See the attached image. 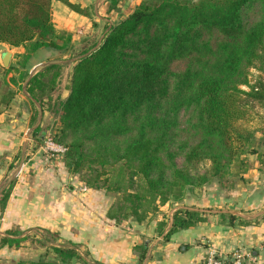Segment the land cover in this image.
<instances>
[{
  "label": "trees",
  "instance_id": "trees-1",
  "mask_svg": "<svg viewBox=\"0 0 264 264\" xmlns=\"http://www.w3.org/2000/svg\"><path fill=\"white\" fill-rule=\"evenodd\" d=\"M61 1L86 16L95 15L70 0ZM122 1H103V37L71 57L75 59L65 85L68 93L58 108H47L44 97L57 88L63 63L50 60L26 88L32 101L57 116L54 138L67 147L63 158L69 171L80 174L86 188L117 196L108 217L141 222L161 206L181 201L189 186L230 173L244 179L247 153L261 159L252 123L259 118L257 128L264 135V113L259 111L264 110V77L252 78L251 68L264 59V0H142L115 21ZM215 34L219 40H214ZM2 43L26 49L18 55L19 66L8 68L16 72L27 68L40 49L67 54L74 45L71 35L58 30L52 20V0H0ZM184 59V70H171ZM28 75L19 72L18 79L24 82ZM32 105L35 122L38 110ZM182 112L189 114L194 141L175 139L173 128ZM44 130L38 126L32 137L42 142ZM232 166L235 171H230ZM14 183L0 195V212ZM221 218L231 224L252 222L228 213ZM205 219L200 210L176 209L165 238ZM159 225L162 232L167 223ZM21 234L6 231L0 235V248L19 244ZM54 250L63 261L77 257L91 264L74 243Z\"/></svg>",
  "mask_w": 264,
  "mask_h": 264
},
{
  "label": "crops",
  "instance_id": "crops-1",
  "mask_svg": "<svg viewBox=\"0 0 264 264\" xmlns=\"http://www.w3.org/2000/svg\"><path fill=\"white\" fill-rule=\"evenodd\" d=\"M70 1L95 13L91 18L61 0H52V20L58 30L71 35L74 44L95 34L97 26L103 22L99 12L103 11L104 0ZM139 1L123 0L124 9L117 17ZM25 50L6 43L0 45V195L15 180L0 212V235L12 229L23 234L37 230L51 232L60 244L74 243L81 255L98 264H204L210 247L224 256L234 251L249 252L264 263V175L250 173L248 187L220 194L205 191L198 197L186 196L172 202L173 205L167 203L141 222L132 217L119 221L109 218L107 212L114 202L112 197L103 190L86 188L79 176L69 171L63 155L45 153L43 141L32 137V132L43 126L48 116L39 101L31 100L26 88L32 71L40 62L35 59L37 52L27 68H19V72H29L24 82L18 79L19 72L8 69L12 64L19 66L18 55ZM7 53L9 62L4 65ZM67 78L65 76L66 83ZM10 91L13 95L8 97ZM32 102L38 110L35 122L31 121ZM180 208L205 212L206 219L165 238L173 223L174 210ZM222 213L252 222L231 224L221 218ZM164 220L167 225L160 232L159 224ZM142 254H145L143 262Z\"/></svg>",
  "mask_w": 264,
  "mask_h": 264
},
{
  "label": "rangeland",
  "instance_id": "rangeland-1",
  "mask_svg": "<svg viewBox=\"0 0 264 264\" xmlns=\"http://www.w3.org/2000/svg\"><path fill=\"white\" fill-rule=\"evenodd\" d=\"M142 0H140L138 3H140ZM137 3V4H138ZM135 4V5H137ZM123 6L119 8V11L123 8L124 9V3H122ZM134 7V6H133ZM133 7L128 9L126 11L127 13H122L120 15L121 17H117L115 21H118L122 18H124L129 12L133 10ZM126 8V7H125ZM126 10V9H125ZM254 17V16H252ZM103 22L100 23V25L97 26L96 32L94 36L87 35L86 37H83L79 40H76V42L73 45V51L68 52L67 54H61L60 52H46L43 49H40L37 51V54L35 56V59L40 61L38 64L48 62V61H58L59 63H63V74L60 77V81L58 82L57 88L55 91L50 92L48 96L44 97L45 100H47L45 103L47 104V108H51L49 105L58 108V104L62 100V95L65 93V85L66 82L64 81L65 76H68V72L71 71V66L73 63V60L75 58H71L73 55L77 54L79 50L82 48L83 45L88 46L93 44L98 40V43L101 41V38L103 37ZM80 34V33H79ZM214 40H219L220 35L215 34ZM76 46V48H74ZM38 57V58H36ZM68 59V60H65ZM37 64V65H38ZM188 64V60H179L172 64L171 70L174 72L182 71L186 68ZM251 76L252 78H255L257 76L264 77V59H259L255 67L251 68ZM67 91L65 95H67ZM53 104H56L55 106ZM48 113V116L46 118L45 124L43 125V129H45V134L47 135H53L57 132V116L52 113L49 109L46 110ZM261 114H263L264 110H259ZM53 116V117H52ZM189 114L182 112L180 118L177 121L176 126L173 128V133L176 140H186V139H192L191 141H194L195 138L192 135V131H190L189 128ZM259 118L255 119L252 123V128L255 131V142L254 146L261 152V159L258 157V154H250L247 153L245 155L246 159L248 160L249 167L248 170L243 174L244 179H240L239 176L234 175L233 173L226 175L224 178H214L210 182L202 185V186H189L186 188L183 198L186 196H192V197H198L200 194L206 192H212V194L216 193H227L230 191H234L239 189L240 187H248L249 182L248 178L250 173H253L254 175H264V135L262 134L261 124ZM259 124V125H258ZM60 125V123L58 124ZM53 127L52 129H50ZM68 142L71 141V138L67 139ZM177 144V141L175 142ZM263 159V160H262ZM236 167L232 166L230 168V171H235ZM80 176V174H78ZM252 176V178H253ZM103 190L105 193V189H99ZM109 194L113 200L116 201V195L113 193H107ZM108 197V196H107ZM175 203V202H173ZM171 205H173L171 203ZM175 211V210H174ZM20 237H23V240L19 244H13L8 245L4 251H0V264H9V263H17L20 261H26V262H36V261H47V262H62L63 264H85L84 259H80L77 257H74L72 259H67L65 261L62 260V257L54 250L55 246L61 245L54 234L51 232H44V231H30L25 234H21ZM67 244V243H64ZM91 264H94L91 262Z\"/></svg>",
  "mask_w": 264,
  "mask_h": 264
},
{
  "label": "built area",
  "instance_id": "built-area-1",
  "mask_svg": "<svg viewBox=\"0 0 264 264\" xmlns=\"http://www.w3.org/2000/svg\"><path fill=\"white\" fill-rule=\"evenodd\" d=\"M42 149L49 155H64L67 147L58 143L53 135H46L43 139ZM204 264H264L256 260L249 252L234 251L230 255H221L213 247L206 253Z\"/></svg>",
  "mask_w": 264,
  "mask_h": 264
},
{
  "label": "water",
  "instance_id": "water-1",
  "mask_svg": "<svg viewBox=\"0 0 264 264\" xmlns=\"http://www.w3.org/2000/svg\"><path fill=\"white\" fill-rule=\"evenodd\" d=\"M9 56H10V54L9 53H7V55H6V57L3 59V64L4 65H8V62H9ZM50 63V61H48V62H45V63H41V64H39L37 67H35V69L32 71V73H31V76L29 77V79L37 72V70L39 69V68H41V67H43V66H45V65H47V64H49Z\"/></svg>",
  "mask_w": 264,
  "mask_h": 264
}]
</instances>
